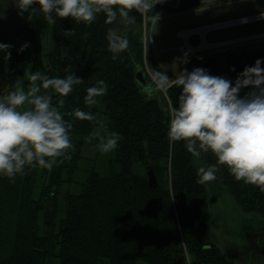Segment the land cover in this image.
Listing matches in <instances>:
<instances>
[{
    "label": "trees",
    "instance_id": "trees-1",
    "mask_svg": "<svg viewBox=\"0 0 264 264\" xmlns=\"http://www.w3.org/2000/svg\"><path fill=\"white\" fill-rule=\"evenodd\" d=\"M179 3L177 10L133 11L129 13L135 16L132 24L119 14L116 21L106 24L104 13L91 24L53 13L56 22L48 24L34 4L20 15L18 23L0 24V43L11 46L9 59L0 54V78H4L3 82L0 79V96L15 90L17 81L27 90L30 72L50 78L62 72L64 77L71 65L70 71L83 79L63 97L60 111L73 125L69 136L74 147L60 158L62 162L51 171L27 168L14 182L0 176V264H101L102 260L108 264H228L211 242L208 194L204 184L197 183L195 157L185 142L170 143L167 135L170 107H178L182 90L173 86L166 90L167 98L162 91L148 97L135 81V66L142 67L144 57L143 22L147 25L161 11H184L198 5L197 0ZM11 12L10 17L16 19L18 11ZM110 28L129 41L128 49L116 59L108 50ZM68 30L73 31L69 34ZM44 35L50 38L46 53L42 50ZM25 44L28 46L21 51ZM148 50L146 59L151 57ZM27 52L31 63L26 75ZM258 59L264 68V52L258 49L224 52L217 56L215 75L223 63V75L238 78ZM151 69L164 72L153 61ZM100 80L107 83L108 91L89 107L84 102L87 89ZM252 90L244 87L239 95ZM51 94L55 105L59 94ZM76 108L104 116L107 129L122 139L109 163V173L102 176L91 171L80 192L66 194L60 205L59 190L71 183L83 146L94 142L86 137L97 127L94 121L69 115ZM149 167L155 174V190L147 184ZM220 172L221 183L235 204L244 213L264 216V192L236 181L226 166L220 165Z\"/></svg>",
    "mask_w": 264,
    "mask_h": 264
},
{
    "label": "clouds",
    "instance_id": "clouds-1",
    "mask_svg": "<svg viewBox=\"0 0 264 264\" xmlns=\"http://www.w3.org/2000/svg\"><path fill=\"white\" fill-rule=\"evenodd\" d=\"M162 0H17L15 6L19 15L29 12L38 4L48 24H55L53 13L61 19L71 18L76 22L93 23L97 15L104 13L105 23L112 24L117 14L127 24L135 23V16L152 10ZM261 15H264L262 13ZM30 18V17H29ZM159 19V16L156 18ZM73 30H68L69 34ZM108 50L113 59L126 51L129 41L115 29H108ZM28 45L22 46L21 51ZM10 45L0 44L5 60L10 58ZM71 65L65 69L63 78L49 77L39 71L30 72V84L25 90L20 81L15 90L0 96V176L14 182L17 175H24L25 169L40 167L51 171L68 150L73 149L69 131L73 127L60 111L64 99L73 91L74 85L83 83ZM152 91H166L176 86L182 91L178 107H170L168 138L170 143L185 142L187 151L199 158L202 153L211 152L216 164L199 167L197 183L214 181L218 165L226 166L236 181L254 185L264 192V68L258 59L253 67H246L235 84L219 76L209 75L203 68L191 72L186 69L173 78L164 72L151 76ZM253 90L241 97L240 90ZM43 90V91H42ZM51 92L59 94L53 104ZM108 85L100 80L97 86L89 87L84 102L91 107L97 98L106 95ZM79 120L94 121L96 130L87 141L96 139L98 150L109 153L117 149L120 134L109 131L103 121L90 112L79 108L73 110Z\"/></svg>",
    "mask_w": 264,
    "mask_h": 264
},
{
    "label": "rangeland",
    "instance_id": "rangeland-1",
    "mask_svg": "<svg viewBox=\"0 0 264 264\" xmlns=\"http://www.w3.org/2000/svg\"><path fill=\"white\" fill-rule=\"evenodd\" d=\"M17 0H0V24L4 26L11 21L18 23L21 16L16 13L17 18L10 17L11 11L17 10ZM18 11V10H17ZM264 13V0H218L207 5H197L189 10L157 13L152 20L145 21L142 25V40L144 45V57L141 63L143 70L149 79L153 71L151 62H155L164 72L171 74L170 78L177 77L185 69L192 71V67L199 68L203 56L222 54L224 52L240 53L242 50L248 52L256 49L264 52V39L252 40L249 43H232L220 47H204L202 45L219 44L256 34L264 33V22L251 23L246 26H233L207 32L202 37L190 36L188 44L200 47L194 52L187 47L182 37L178 35L181 31L205 25L235 20L241 17ZM159 16V19L156 18ZM1 26V25H0ZM206 32V31H205ZM204 32V33H205ZM184 37V36H183ZM187 37H184L186 39ZM1 44V43H0ZM146 48L149 49L150 58H145ZM50 49V38L44 35L42 39V50L46 53ZM190 51H189V50ZM0 54H4L0 52ZM29 54V52H27ZM218 62V61H217ZM31 63L29 54L26 61V75ZM219 74L215 76L234 83L236 77L223 75V63L219 64ZM4 81V78H0ZM162 91V90H161ZM167 98L166 91H162ZM105 124L106 119L102 115L96 116ZM96 130V128H95ZM94 130V131H95ZM98 141L83 146L81 159L78 161L77 169L71 176V183H65L59 190L58 203H63L66 194H78L88 173L95 171L104 176L109 173L110 161L114 159L115 150L106 154L98 150ZM216 164V157L211 153H202L201 157H195V166L207 167ZM214 181L205 183L208 194L209 231L211 242L219 248L228 264H264V216L244 213L234 202L228 191L221 183L220 165ZM53 264H57L56 261ZM101 264H108L102 260ZM137 264H145L137 262Z\"/></svg>",
    "mask_w": 264,
    "mask_h": 264
},
{
    "label": "water",
    "instance_id": "water-1",
    "mask_svg": "<svg viewBox=\"0 0 264 264\" xmlns=\"http://www.w3.org/2000/svg\"><path fill=\"white\" fill-rule=\"evenodd\" d=\"M179 4H180L179 0H162L161 3H157L156 5H154L153 9L168 8L170 10H177L179 7ZM230 42L231 41L219 43V44L213 45V47L228 45L230 44ZM216 62H217L216 55L207 56L203 60L200 68L207 70L209 75L215 76ZM58 77L63 78V73L60 72L58 74ZM135 81L137 83L139 90L145 95H147L148 97H154L157 95L156 91L155 92L152 91V88L154 86L151 84V80L149 79L147 73L142 69L140 65L135 66ZM146 175H147L148 187L151 190H155L157 187V182H156L155 174L151 167L148 168Z\"/></svg>",
    "mask_w": 264,
    "mask_h": 264
},
{
    "label": "built area",
    "instance_id": "built-area-1",
    "mask_svg": "<svg viewBox=\"0 0 264 264\" xmlns=\"http://www.w3.org/2000/svg\"><path fill=\"white\" fill-rule=\"evenodd\" d=\"M214 1H218V0H197L198 5H207V4H210ZM261 14L262 13L254 14V15L246 16V17H241V18H238L235 20H229V21H225V22L205 25V26H201V27L189 28V29H186V30L180 32L179 36H181L180 34H182V33H188L187 39H188V37L195 36V35H199L202 37L201 33L198 32V30H200V29L207 28V30L205 32V34H206L207 32H210L212 30H217V29H222V28H227V27H233V26H246V25L251 24V23L264 22V15H261ZM181 37L184 39L183 36H181ZM187 39H184V40L186 41ZM261 39H264V33L256 34V35H252L249 37H244V38H240V39H236V40H232L230 42V44L238 43V42L239 43H246V42L249 43L252 40H261ZM201 45H202V43H201ZM201 45L199 46V48L201 47Z\"/></svg>",
    "mask_w": 264,
    "mask_h": 264
},
{
    "label": "crops",
    "instance_id": "crops-1",
    "mask_svg": "<svg viewBox=\"0 0 264 264\" xmlns=\"http://www.w3.org/2000/svg\"><path fill=\"white\" fill-rule=\"evenodd\" d=\"M169 13H170V12H169ZM180 32H181V31H180ZM180 32H179V33H180ZM179 33H178V35H179ZM189 38H190V37H188V39H187L186 41H185L183 38H181V39L184 40V42L187 44V47H188V48H191V50L193 49L192 51H190L189 49H188V50H189L190 52H194V51H195L197 48H199V47H196V46H190V45L188 44V40H189ZM201 38H203V37H201ZM202 44H203V43H202ZM213 45H216V44H209V46H211V47H213ZM218 47H220V46H218ZM198 50H200V49H198ZM158 67H159L160 69H162L160 66H158ZM191 67H192V70H193V69H194V66H191ZM162 70H163V69H162Z\"/></svg>",
    "mask_w": 264,
    "mask_h": 264
},
{
    "label": "bare ground",
    "instance_id": "bare-ground-1",
    "mask_svg": "<svg viewBox=\"0 0 264 264\" xmlns=\"http://www.w3.org/2000/svg\"><path fill=\"white\" fill-rule=\"evenodd\" d=\"M207 30V28H205V29H200V30H198V32L199 33H201V35L202 34H205L204 32ZM181 36H184V37H187L188 36V33H182V34H180ZM187 39V38H186ZM209 45H202V48H204V47H208ZM191 49V48H190ZM193 50V49H192Z\"/></svg>",
    "mask_w": 264,
    "mask_h": 264
},
{
    "label": "flooded vegetation",
    "instance_id": "flooded-vegetation-1",
    "mask_svg": "<svg viewBox=\"0 0 264 264\" xmlns=\"http://www.w3.org/2000/svg\"><path fill=\"white\" fill-rule=\"evenodd\" d=\"M209 56H210V55H209ZM206 57H207V56H203V58H201L202 62H203V60H204ZM202 62H201V64H202ZM201 64L199 65V68H200Z\"/></svg>",
    "mask_w": 264,
    "mask_h": 264
}]
</instances>
